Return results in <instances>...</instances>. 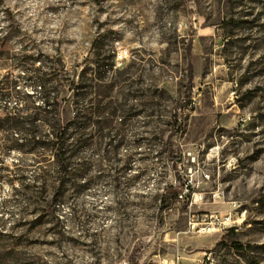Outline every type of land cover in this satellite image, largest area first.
Returning a JSON list of instances; mask_svg holds the SVG:
<instances>
[{
    "label": "rangeland",
    "instance_id": "obj_1",
    "mask_svg": "<svg viewBox=\"0 0 264 264\" xmlns=\"http://www.w3.org/2000/svg\"><path fill=\"white\" fill-rule=\"evenodd\" d=\"M16 55L60 56L76 78L113 62L101 89L131 93L129 134L151 143L120 149L130 166L88 189L81 217L63 203L58 222L14 200L35 155L2 153L14 182L0 179V264H264V0H0V79L24 72ZM170 184L182 191L162 202ZM194 191L196 212L233 211L243 228L187 232Z\"/></svg>",
    "mask_w": 264,
    "mask_h": 264
},
{
    "label": "trees",
    "instance_id": "obj_2",
    "mask_svg": "<svg viewBox=\"0 0 264 264\" xmlns=\"http://www.w3.org/2000/svg\"><path fill=\"white\" fill-rule=\"evenodd\" d=\"M14 66L24 72H8L0 79V155L13 149L32 153V164L36 165L30 181L25 173L19 175L22 186L19 189L13 185L14 200L28 198L26 202L34 206L38 219L58 222L63 203L69 204L71 218H79L86 212L84 196L88 189L107 177L111 169L125 171L130 166L132 154L119 162L120 149L133 150L151 143L143 134H129V115L136 108L129 103L131 93L123 88L117 92L102 91L99 80L111 77L113 62L104 71L84 68L77 78L60 56L54 59L16 55ZM24 83L35 90H25ZM68 90L74 97V115L65 121ZM169 130L165 141L167 164L175 167L179 160L176 130L174 126ZM93 172L96 173L89 175ZM0 179L14 182L6 175L0 174ZM113 180L122 182L116 176ZM182 188L168 185L166 193L160 195L162 202L177 198ZM2 203L7 206L8 200ZM27 207L24 205L21 211Z\"/></svg>",
    "mask_w": 264,
    "mask_h": 264
},
{
    "label": "built area",
    "instance_id": "obj_3",
    "mask_svg": "<svg viewBox=\"0 0 264 264\" xmlns=\"http://www.w3.org/2000/svg\"><path fill=\"white\" fill-rule=\"evenodd\" d=\"M209 177L210 174L206 173ZM205 195L203 192L194 191L189 202V219L187 232H210L235 229L240 231L243 222L233 211H206L196 212L193 206L198 201H202Z\"/></svg>",
    "mask_w": 264,
    "mask_h": 264
}]
</instances>
